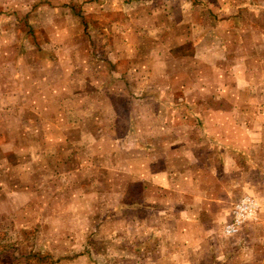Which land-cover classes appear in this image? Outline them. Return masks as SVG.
I'll return each instance as SVG.
<instances>
[{
    "label": "rangeland",
    "instance_id": "obj_1",
    "mask_svg": "<svg viewBox=\"0 0 264 264\" xmlns=\"http://www.w3.org/2000/svg\"><path fill=\"white\" fill-rule=\"evenodd\" d=\"M0 264H264V0H0Z\"/></svg>",
    "mask_w": 264,
    "mask_h": 264
},
{
    "label": "built area",
    "instance_id": "obj_2",
    "mask_svg": "<svg viewBox=\"0 0 264 264\" xmlns=\"http://www.w3.org/2000/svg\"><path fill=\"white\" fill-rule=\"evenodd\" d=\"M253 207V203L248 199H243L237 203L233 209L232 223L227 225L226 228L234 230L243 218V214L250 212Z\"/></svg>",
    "mask_w": 264,
    "mask_h": 264
}]
</instances>
